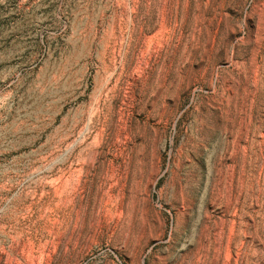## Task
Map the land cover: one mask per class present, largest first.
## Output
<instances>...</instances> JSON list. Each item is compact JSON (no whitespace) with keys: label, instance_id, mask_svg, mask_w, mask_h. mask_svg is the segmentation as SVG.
I'll return each instance as SVG.
<instances>
[{"label":"rangeland","instance_id":"374dc122","mask_svg":"<svg viewBox=\"0 0 264 264\" xmlns=\"http://www.w3.org/2000/svg\"><path fill=\"white\" fill-rule=\"evenodd\" d=\"M0 264H264V0H0Z\"/></svg>","mask_w":264,"mask_h":264}]
</instances>
